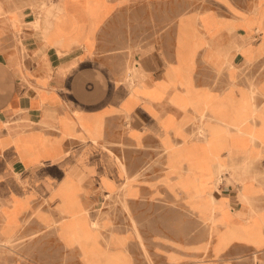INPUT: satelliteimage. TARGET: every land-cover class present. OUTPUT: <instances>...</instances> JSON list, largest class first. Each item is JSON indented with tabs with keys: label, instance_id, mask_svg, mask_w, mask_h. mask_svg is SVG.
<instances>
[{
	"label": "crops",
	"instance_id": "obj_1",
	"mask_svg": "<svg viewBox=\"0 0 264 264\" xmlns=\"http://www.w3.org/2000/svg\"><path fill=\"white\" fill-rule=\"evenodd\" d=\"M172 1L57 0L38 26L37 16L23 11L22 18L0 16L3 213L15 197L16 171L26 177L36 170L38 187L57 186V209L47 210L57 219L61 203L88 208L102 198V186L120 180L123 186L137 175L108 148L111 140H123L165 153L163 181L176 208L207 225L208 239L197 247L210 251L208 264H264V0H177L176 19ZM130 5L161 20L165 32L137 52L126 77L124 63L95 54L101 25ZM175 67L191 74L194 84L175 83ZM194 117L203 123L196 139L189 138ZM105 145L119 161L112 169L98 162ZM257 159L261 177L244 171ZM219 165L226 169L217 186ZM224 179L233 184L221 186ZM134 186L142 196L141 183ZM84 246L94 249L89 238Z\"/></svg>",
	"mask_w": 264,
	"mask_h": 264
},
{
	"label": "rangeland",
	"instance_id": "obj_2",
	"mask_svg": "<svg viewBox=\"0 0 264 264\" xmlns=\"http://www.w3.org/2000/svg\"><path fill=\"white\" fill-rule=\"evenodd\" d=\"M42 1L0 0V16L9 14L22 18L23 15L18 11H23L32 19L38 15ZM253 1L248 0L249 3ZM172 2L176 19L180 4L177 0ZM51 3L56 4L57 0ZM139 9L130 5L126 10L116 11L101 25L97 39L95 56L109 58L116 66L124 63L126 77L129 67L136 62L137 52L150 45L149 39H160V35L165 32V27L160 26L161 20L143 17L144 12ZM30 26L34 27L33 22ZM174 73L175 83L181 84L187 80L194 84L192 75L183 68L175 67ZM220 74V77H224L223 73ZM238 78L241 81L242 76ZM217 81L223 82L224 79ZM226 93L227 96L231 94L229 91ZM196 117L190 125L189 137L193 139L202 134L201 120ZM108 146L123 159L128 168H135L137 175L125 187L121 185V180L117 186L101 185L104 188L102 198L88 208L80 204L77 210H71L61 203L63 216L60 219L47 211H52L54 204L57 209V186L47 182L45 187H38L36 177L39 173L36 170L26 177L21 172L11 173L18 187L11 190L15 197L10 203L12 206L6 207V213H3L5 206L0 202V264H208L212 258L210 251L197 247L201 239H208L207 225L193 215H183L176 208L177 202L163 181L165 153L149 146L135 149L123 140H111ZM102 151L98 162L110 169L118 166L119 161L114 159V155L108 154L107 146ZM49 155L54 158L57 152ZM34 158L32 154L29 155V163ZM260 162V159L252 161L244 171L261 177L262 171L256 169ZM45 165H53V162ZM129 173L133 171L129 170ZM223 182V187V184H233L228 179ZM134 183L143 186L142 196ZM150 186L154 189L151 194ZM89 189L95 194L99 186L94 185ZM35 195L41 196L47 204L35 203ZM93 221L97 222L94 226ZM136 227L141 237L137 235ZM88 238L94 243V253L90 258L84 246ZM98 253H102V257Z\"/></svg>",
	"mask_w": 264,
	"mask_h": 264
},
{
	"label": "bare ground",
	"instance_id": "obj_3",
	"mask_svg": "<svg viewBox=\"0 0 264 264\" xmlns=\"http://www.w3.org/2000/svg\"><path fill=\"white\" fill-rule=\"evenodd\" d=\"M51 1L52 0H43L42 2H41V5H40V10H38L39 11V13H38V15H37V17L35 18V25L36 26H38L39 25V22H40V19H41V17H42V14H43V11H44V9L45 8H47V6L51 3ZM255 6V5H254ZM39 9V8H38ZM47 11V10H46ZM34 21V20H33ZM19 23H21V22H19ZM67 39V38H66ZM65 40V39H64ZM20 46H21V44H20ZM58 49V48H57ZM23 50V49H22ZM233 51V50H232ZM132 68V67H131ZM130 69V68H129ZM139 70V69H138ZM87 73V72H86ZM135 73V72H134ZM183 73V72H182ZM134 75V74H133ZM137 75V74H136ZM140 77V76H139ZM132 80V79H131ZM135 82V81H134ZM137 83V82H136ZM140 85V84H139ZM134 87V86H133ZM131 88V87H130ZM133 89V88H132ZM94 90V89H93ZM100 91V90H99ZM181 91V90H180ZM111 94V93H110ZM226 94V93H225ZM98 95V94H97ZM109 98V97H108ZM84 99V98H83ZM232 100V99H231ZM231 100H228V101H231ZM97 102V101H96ZM230 103V102H229ZM228 103V104H229ZM93 104V103H92ZM95 104V103H94ZM227 104V103H226ZM90 105V104H89ZM233 105V104H232ZM227 106V105H226ZM256 105H254V107H255ZM225 107V106H224ZM260 109V108H259ZM259 109H258V111H259ZM260 111H261V113H262V109H260ZM256 116V115H255ZM221 120V119H220ZM164 121H166V120H164ZM167 121H168V118H167ZM223 121V120H222ZM200 122V121H199ZM202 123V122H201ZM203 124V123H202ZM201 124V125H202ZM177 126V125H176ZM226 126V125H225ZM238 126V125H237ZM178 127V126H177ZM246 128V127H245ZM202 129V128H201ZM244 130V129H243ZM202 131V130H201ZM229 131V130H228ZM208 132V131H207ZM210 133V132H209ZM206 134V133H205ZM228 135V134H227ZM192 137V136H191ZM253 137V136H252ZM255 137V136H254ZM190 138V137H189ZM95 139V138H94ZM93 140V139H92ZM213 142V141H212ZM215 142V141H214ZM115 144V143H114ZM106 146V145H105ZM177 146V145H176ZM111 149V148H110ZM216 150H217V147H216ZM109 151V150H108ZM111 151V150H110ZM35 152V151H34ZM202 152H203V150H202ZM201 152V153H202ZM206 152V151H205ZM214 152V151H213ZM112 153V152H111ZM114 153V152H113ZM247 153V152H246ZM25 154V153H24ZM23 154V155H24ZM31 154V153H30ZM256 154H258L259 155V153H256ZM26 155H28V153H26ZM116 155V154H115ZM203 155H206L205 153L203 154ZM245 155V154H244ZM226 156H228V155H226ZM117 157V156H116ZM229 157H230V153H229ZM247 157V156H246ZM118 158V157H117ZM232 158V157H231ZM227 159V158H226ZM230 159V158H229ZM242 159V158H241ZM243 159H244V157H243ZM251 160H252V158H250ZM249 159V160H250ZM122 160V159H121ZM217 160H218V158H217ZM228 160V159H227ZM232 160V159H231ZM234 160V159H233ZM224 161V160H223ZM234 161H236V158H235V160ZM88 162V161H87ZM121 162V165L123 166V167H125V164H124V162L123 161H120ZM229 162V161H228ZM227 162V163H228ZM226 163V164H227ZM235 163V162H234ZM216 165V164H215ZM7 166V165H6ZM228 166H229V164H228ZM7 168V167H6ZM225 169L226 168H224V166L223 165H219V167H218V169L216 170V173H215V176H216V185H217V183H220L222 180H223V173H224V171H225ZM227 169H230L229 167H227ZM233 169V171H232V173H235V171H236V168H232ZM126 170V169H125ZM239 170V169H238ZM17 173H18V171H17ZM85 173V172H84ZM97 174V173H96ZM84 175V174H83ZM129 175V174H128ZM16 176H18V175H16ZM139 176V175H138ZM83 177V176H82ZM94 177V176H93ZM96 177V176H95ZM109 177V176H108ZM211 177H213V176H211ZM81 178V177H80ZM121 178H122V176H121ZM133 178V177H132ZM23 179V178H22ZM98 179V178H97ZM129 181H130V177L129 176H127L126 178H125V180H124V182H123V186L125 187V186H127L128 185V183H129ZM212 181V180H211ZM21 182V181H20ZM258 182V181H257ZM39 183V182H38ZM131 183V182H130ZM129 183V184H130ZM135 184V183H134ZM193 184H196V183H193ZM4 185V184H3ZM199 185V184H198ZM261 185H262V183H261ZM218 186V185H217ZM263 186V185H262ZM27 187V186H26ZM130 187V186H129ZM220 187V186H219ZM28 188V187H27ZM41 188V187H40ZM136 188V187H135ZM201 188V187H200ZM259 188V187H258ZM202 189H204V188H202ZM201 190V189H200ZM206 190V189H205ZM258 190V189H257ZM202 191V190H201ZM32 192H34V191H32ZM28 193V192H27ZM109 193V192H108ZM220 193V192H219ZM244 193H245V191H244ZM131 194H134V193H131ZM200 194V193H199ZM197 195V194H196ZM191 197H192V193H191ZM245 198H246V196H245ZM244 198V199H245ZM196 199H198V198H196ZM202 199V198H201ZM248 199H249V197H248ZM249 201V200H248ZM208 202V201H207ZM27 203V202H26ZM29 203V202H28ZM82 203V202H81ZM192 203V202H191ZM2 204V203H1ZM222 204V203H221ZM30 205H32V204H30ZM50 205V204H49ZM12 206V205H11ZM202 206H204V205H202ZM211 206V205H210ZM217 206V205H216ZM209 207V206H208ZM204 208V207H203ZM210 208V207H209ZM212 208V207H211ZM85 209V208H84ZM217 209V208H216ZM221 209V208H220ZM196 210V209H195ZM201 210H202V207H201ZM210 210V209H209ZM215 212V211H214ZM216 213H217V211H216ZM219 213V212H218ZM1 214V213H0ZM207 216V215H206ZM4 217V216H3ZM68 217V216H67ZM70 217V216H69ZM208 217V216H207ZM206 217V218H207ZM132 218V217H131ZM209 218V217H208ZM207 218V219H208ZM218 218H219V216H218ZM5 219V218H4ZM65 219V218H64ZM216 219V218H215ZM98 220V219H97ZM100 221V220H99ZM133 221H134V218H133ZM221 221V220H220ZM226 221V220H225ZM211 222V221H210ZM217 222H218V220H217ZM51 223V222H50ZM49 223V224H50ZM54 223V222H53ZM225 223V222H224ZM94 224H97V222L96 221H93V226H94ZM134 224V223H133ZM216 224V223H215ZM52 225V224H51ZM11 227V226H10ZM17 229V228H16ZM133 229V228H132ZM13 232H14V230H13ZM136 232H137V235L139 236V237H141V235H140V232H139V230H138V228L136 227ZM209 234H210V232H209ZM116 235V234H115ZM118 235V234H117ZM106 236V235H105ZM98 238V237H97ZM118 238V237H117ZM101 240V239H100ZM110 240V239H109ZM119 240V239H118ZM126 241V240H125ZM125 243V242H124ZM107 245V244H106ZM80 247V246H79ZM109 249H110V247H109ZM108 249V250H109ZM118 250V249H117ZM115 251V250H114ZM113 251V252H114ZM103 252V251H102ZM93 253H94V250H92V251H89V250H87V256L90 258V257H92L93 256ZM116 253V252H115ZM99 255V257H102V253H98ZM107 254H109V253H107ZM127 255V254H126ZM111 256H113V255H111ZM117 256H119V255H117ZM125 258V257H124ZM106 259H107V257H106ZM127 259V258H126ZM109 260V259H108ZM106 261V260H105ZM127 262V261H126ZM130 262H131V260H130ZM129 262V263H130Z\"/></svg>",
	"mask_w": 264,
	"mask_h": 264
}]
</instances>
